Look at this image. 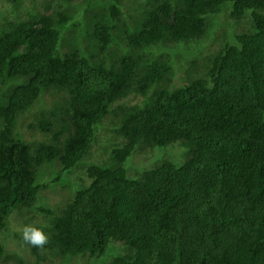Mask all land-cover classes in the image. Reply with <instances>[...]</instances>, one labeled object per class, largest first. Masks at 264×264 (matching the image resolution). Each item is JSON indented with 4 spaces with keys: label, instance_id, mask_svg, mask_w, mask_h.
Returning <instances> with one entry per match:
<instances>
[{
    "label": "trees",
    "instance_id": "trees-1",
    "mask_svg": "<svg viewBox=\"0 0 264 264\" xmlns=\"http://www.w3.org/2000/svg\"><path fill=\"white\" fill-rule=\"evenodd\" d=\"M142 1L106 0L87 47L62 48L72 13L63 9L0 27V230L87 155L110 113L121 139L109 165L87 167L90 183L61 211L41 208L48 234L24 238L36 261L0 244V264H42L47 252L95 258L115 241L128 251L114 245L108 264H264V0ZM223 13L248 27L226 34L195 77L170 86L168 50L213 33ZM160 45L166 53L150 56ZM45 93L58 98L27 128L48 142L19 136L18 115ZM175 142L189 150L184 162L128 177L125 163L141 144ZM55 160L57 178L39 183V168Z\"/></svg>",
    "mask_w": 264,
    "mask_h": 264
},
{
    "label": "rangeland",
    "instance_id": "rangeland-1",
    "mask_svg": "<svg viewBox=\"0 0 264 264\" xmlns=\"http://www.w3.org/2000/svg\"><path fill=\"white\" fill-rule=\"evenodd\" d=\"M106 0H98V5H92L84 2V0H73L65 2L61 0H0V27L4 21L8 19L18 18L24 19L29 13H47L49 10L63 9L71 11V19L66 26L62 28V48L68 50L69 47H87L90 43L88 31L92 27L93 18L96 11L104 10V2ZM132 6H138L142 0H126ZM133 1V3H132ZM109 1L107 2V4ZM232 6V4L230 3ZM134 11H131V14ZM129 21L131 14L128 12ZM125 17V18H126ZM236 20L223 13L220 17L219 24L215 27L214 32L207 34L198 41L186 42L182 46H175L169 49L166 53L161 45L155 47L153 52L149 54L153 57H158L168 54L172 66V82L170 86H178L192 79V72L198 65L202 66L204 62H208L207 55L210 51H214L219 47L221 42L229 39L226 34L239 32L248 27L247 20H240L237 24ZM235 25V28L232 27ZM68 44V46H67ZM78 44V45H77ZM119 48L120 44L114 43L112 48ZM178 48V49H177ZM84 51V50H83ZM204 72V70H203ZM202 72V73H203ZM53 97L58 98L55 94L51 96L48 93L43 94L40 101L36 102L30 110L18 115L16 123V132L20 136L31 141L48 142L49 136L40 133L37 129H29L27 125L34 121L43 109H49L53 106ZM140 104L147 101L146 97L139 98ZM110 113L107 119L98 126V137L87 155L78 162L70 171H65L59 175V170L62 167L59 160L44 164L38 170V182L49 183L57 178V181L50 184L39 193L34 204L29 208H17L8 216V227L0 230V244H3L7 253L14 256H21L30 263L36 261V255L31 251L28 243L25 242V237H32L35 240L42 239L48 234L47 217L42 207H50L55 212H59L64 207L65 201L71 198L77 189L83 188L90 183L86 170L89 165H109V149L115 143H120V137L117 138L116 133L112 130ZM114 137L115 141L112 140ZM153 148V149H152ZM188 148L181 142H175L166 146L150 147L149 145L141 144L127 159L125 163L127 175L129 178H136L143 170L152 168L158 165L162 160H171L175 163H182L188 157ZM86 168V169H85ZM114 245H119L122 250L119 253H125L127 247L122 242H111L105 253L100 257L90 258L88 254L63 255L56 257L52 252H47L44 256L42 264H108L118 254L117 248ZM1 264H15L13 260L2 262Z\"/></svg>",
    "mask_w": 264,
    "mask_h": 264
}]
</instances>
